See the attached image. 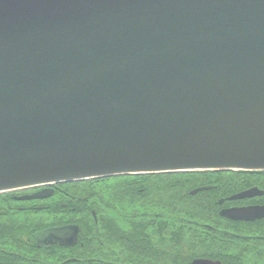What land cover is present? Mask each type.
Segmentation results:
<instances>
[{
  "label": "water",
  "instance_id": "water-1",
  "mask_svg": "<svg viewBox=\"0 0 264 264\" xmlns=\"http://www.w3.org/2000/svg\"><path fill=\"white\" fill-rule=\"evenodd\" d=\"M221 171L264 172V0H0V195Z\"/></svg>",
  "mask_w": 264,
  "mask_h": 264
},
{
  "label": "flooded vegetation",
  "instance_id": "flooded-vegetation-1",
  "mask_svg": "<svg viewBox=\"0 0 264 264\" xmlns=\"http://www.w3.org/2000/svg\"><path fill=\"white\" fill-rule=\"evenodd\" d=\"M198 179L199 182H207V184L194 189L207 186L211 188L196 194L210 192L213 201L217 204V208L212 209L211 222L208 223L210 248H196V250L203 249L206 252H197V256L190 261L178 260L172 263L165 261L161 264H194L196 259H207L213 264H264V172H209L199 175ZM97 182L58 184L53 186L52 195L42 199L22 198L47 190L48 187L0 195V212H5L2 215H6L7 210L12 211L13 209L21 212L32 211L34 226L32 257H25L16 249L8 253L7 248H0V264H145L123 260L122 255L117 253L123 248H107V250H104L105 248H85V231L80 227L84 217H73L80 213L75 212L77 210L75 207H70L74 201L72 193L85 189L84 184L91 186L99 184ZM251 190L255 191V195L239 197ZM249 208H259L263 215L252 220H237L222 215L224 210ZM93 214L96 215L95 212ZM96 217L97 215L94 216L95 219ZM67 226L78 227L74 245H63L61 243L63 241L47 240L42 243L37 241L36 233ZM99 240L101 241L100 238ZM107 246L112 247V245Z\"/></svg>",
  "mask_w": 264,
  "mask_h": 264
},
{
  "label": "trees",
  "instance_id": "trees-1",
  "mask_svg": "<svg viewBox=\"0 0 264 264\" xmlns=\"http://www.w3.org/2000/svg\"><path fill=\"white\" fill-rule=\"evenodd\" d=\"M202 174L208 173L117 177L121 178L119 181L128 184V187L124 188L121 186L118 190L122 200L128 198H137L134 201L148 200L154 196L155 200L161 203L167 201L169 209L174 207L172 210L174 214H165L167 219L165 223L161 218V220L158 219L159 221L155 226L152 221L137 220L141 215L150 214L149 212L137 211L134 212L135 214H131L133 219H126L129 221L127 223L129 229H125L121 223L111 217H103L102 220H99L101 222L98 223L99 225L93 224L89 218H83L81 221L83 227H80L85 231V248H96V237H99L103 244L112 245L115 248H123L119 249L117 253L119 255H127L126 261H136L138 263L141 261L157 263L166 261L167 263H172L178 260H192L197 256V252L190 249L177 250L175 248H210L208 223L211 222L212 209L217 208V204L213 201L210 192L196 195L190 193L195 187L207 184V182H199V175ZM110 179L98 180L97 183L101 184ZM84 185L89 190V193L86 195V188L83 189L79 198L74 197V201L70 205V207L77 209L76 213L80 214H87L89 210H95L94 208H89L91 206L88 207V203L92 198L103 199L101 194H93L91 196L93 185ZM177 205L181 206L183 212L175 214ZM117 209L119 213H123L121 209ZM7 211L6 215H0V248H7L8 253L16 249L25 257L32 255L34 226L33 218L29 219L28 215L32 216L33 212H21L15 209ZM23 216L25 217L23 218ZM170 220L178 222L180 225L182 224V227L171 230L175 224L174 222H168ZM185 223H187L188 228L183 225ZM151 227L154 228L153 233L149 232ZM97 229L98 231H96ZM101 232H103L102 235H100Z\"/></svg>",
  "mask_w": 264,
  "mask_h": 264
},
{
  "label": "rangeland",
  "instance_id": "rangeland-1",
  "mask_svg": "<svg viewBox=\"0 0 264 264\" xmlns=\"http://www.w3.org/2000/svg\"><path fill=\"white\" fill-rule=\"evenodd\" d=\"M115 178L110 179L109 181L103 182L101 184L93 185L92 187H94V188H91L92 189L91 190L92 191L91 196L93 194L94 195L95 194H101L103 196V199L97 198V197L92 198V200L89 201V203H88V207L91 206L89 208H94L95 210H93V211L89 210V212H87V214H80L78 216L73 215V217L77 218L80 216V217H84V218H89L91 220V222L95 225H99L98 223H101V222H99V220L100 219L102 220L103 217H111V218H114L118 223H121V225L123 227H125V229H129V227L127 225V223L129 221L126 219H133V217H131V214H135L134 212H137V211H143L146 213L149 212L150 214L143 215V216L141 215V217L137 218V220H145L148 222L152 221L155 226L157 225V222L159 221L158 219L161 220V218H162V221L165 223V221L167 220L165 214H167V213H170V215L174 214L172 211L174 207L172 209H169L167 206V204H168L167 201L161 203L160 201L155 200L154 196L150 197V199H148V200L147 199L146 200L141 199L139 201H134V200H137V198H133V199L128 198V199L122 200V197L119 195L120 192L118 190H119V188H121V186H123L124 188H126V186L128 187V184L123 182V181H119V180H121V178H117V177H115ZM82 191L83 190L75 191L72 193V196H74L75 198L78 199L79 196L81 195ZM85 192H86L85 194L87 195V193H89V190L86 188ZM93 202H95V203H93ZM117 208L121 209V211L124 214L119 213L117 211L118 210ZM175 210H176L175 214L179 213V212H183L181 206H179V205L176 206ZM93 212H95L97 215L96 219L94 218V216H96V215H94ZM156 212L161 213V214H158ZM163 215H164V217H163ZM24 217L25 216H23V218ZM28 217H29V219L32 218L31 215H28ZM97 219H99L98 222H95V220H97ZM168 222H174V224H175L171 230H176L177 228L182 227V224L180 225L178 222H175L172 220H170ZM183 225H185V228H188L187 223H185ZM96 231H98V229ZM149 232L153 233L154 228L151 227V229H149ZM102 234H103V232L100 233V235H102ZM95 246H96V248H105L104 250H107V248H115L113 246L108 247L106 244H103L99 240V237H96ZM182 249H185V250L190 249V250H194V252H199V253L206 252V250L202 249L199 251V250H196V248H182ZM177 250H181V249H177ZM110 254L112 255V253H110ZM31 256H32L31 254L27 255V257H31ZM126 257H127V255H125V254H123L121 256V258L123 260H125ZM133 260H135V259H133ZM139 263L161 264V263L151 262V261H141Z\"/></svg>",
  "mask_w": 264,
  "mask_h": 264
}]
</instances>
